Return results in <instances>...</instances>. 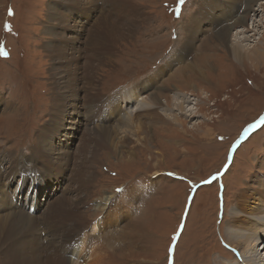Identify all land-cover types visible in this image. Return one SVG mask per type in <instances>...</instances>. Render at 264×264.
Listing matches in <instances>:
<instances>
[{
	"label": "rangeland",
	"instance_id": "rangeland-1",
	"mask_svg": "<svg viewBox=\"0 0 264 264\" xmlns=\"http://www.w3.org/2000/svg\"><path fill=\"white\" fill-rule=\"evenodd\" d=\"M124 1L120 7L113 0H0V48L8 53L0 54V101L9 104L0 103V186L9 187L0 190V217L10 213L20 185L37 176V186L41 183L50 195L33 215L27 213L38 218L39 237L51 234L48 225H58L57 212L69 210L72 199L77 204L74 222L88 229L103 218L101 238L126 264H227L238 258L225 232L229 213L243 191L264 189V126L244 135L264 117V65L253 66L247 56L234 59L221 42L219 35L232 15L229 0H184L183 5L179 0ZM241 1L236 14L247 3ZM133 7L138 22L133 33L108 41L106 22L117 24L120 32L128 25L120 26L121 17H115ZM106 10H113L111 18ZM260 13L257 39L246 42L249 46L257 41L264 46V11ZM196 16H201L198 38L186 49ZM96 24L101 30L92 36ZM175 57L161 79L153 85L147 81ZM191 64L202 74L184 68ZM67 70L74 76L69 84ZM56 81L61 82L57 90ZM136 86L133 96L146 100L155 94L167 102L170 114L144 118L151 129L149 145L133 146L134 138L125 135L116 150L96 128L114 123L111 101ZM57 94L63 100H55ZM178 97L194 115L174 109ZM135 103L122 101L121 106L136 112ZM54 104L66 115L51 127ZM72 119L76 127L68 122ZM61 122L66 128L56 131ZM48 125L55 137L48 142L53 155L43 159L36 154ZM71 131L77 135L67 134ZM32 172L36 176L28 177ZM127 206L129 217L121 214ZM77 232L73 224L70 234ZM129 232L133 236L127 240ZM59 234L67 237L63 228ZM23 236L19 242L25 244ZM14 249L1 236L0 264H12ZM51 249L42 248L44 253ZM21 251L25 255L26 247Z\"/></svg>",
	"mask_w": 264,
	"mask_h": 264
},
{
	"label": "bare ground",
	"instance_id": "bare-ground-1",
	"mask_svg": "<svg viewBox=\"0 0 264 264\" xmlns=\"http://www.w3.org/2000/svg\"><path fill=\"white\" fill-rule=\"evenodd\" d=\"M113 1L116 2V5H119L120 7L125 5L124 0H119L118 1L119 3L115 0ZM78 2L80 3L81 1H78ZM229 2L230 4H232L231 6L233 7V9L231 10L232 15L229 18V24L221 31V35H219L221 42L224 44L226 43L225 45H227L229 53L234 59L242 61V59H245V56H247L248 59L249 58L252 59L253 66H254V63L256 65L261 64L263 66L264 65V46H259L258 41H257V44H254L252 46L251 45L249 46L250 43L248 44L246 42L251 41V39H254L255 41L256 36L254 37V34L257 31V28H256L258 26L257 20H258L260 11H264V0H247V3L242 6L243 8L241 10L240 8L239 9L237 8L238 12L239 10L241 11V14L239 13L236 14V11H237L236 6L239 4L241 6L242 1L241 0H229ZM91 3H93V0L92 1L90 0V4ZM124 10L126 11H121L119 14H117L115 18L121 17L122 22L120 23L121 25L120 24L119 25L123 26V24L126 23L128 25L127 28L121 27V31L119 32L120 27L117 24L107 21L106 23H109L108 24L109 27L105 30V34H106L107 40L109 39L108 41L113 40V38H115L116 35L118 39L120 36L121 38L128 37L126 35L130 36V33H133L132 30H135L136 22H137V19H136L137 13H135V11L137 12V8L133 7V9L131 10L130 9H124ZM107 11L108 10H106L105 15H109L111 18L112 14L114 13L113 10H109V13H107ZM200 17L201 16H196L194 19L195 21L193 20L194 23L192 22L193 25L189 29V37H188L189 40L187 42V46H185L186 49L193 48L194 43L196 42L195 40H197L198 38L197 37L199 33L198 23L200 21ZM100 20L101 19H99L98 23H100ZM232 20H234V22H232ZM250 21H252V24H253L251 28L249 26V24L251 23ZM235 25L237 26V30L234 31L233 29L236 27ZM123 29H125V31ZM99 30H101V28H99V25L96 24L94 30L91 31L92 32L91 35L92 36L96 34L98 35V33L100 32ZM109 30L115 31L114 34L113 33L111 34ZM248 34H251V35L248 36ZM103 39L105 38L104 37L98 38V42L103 41ZM102 44L103 43H101V45ZM262 44L264 45V42ZM103 47L106 48L105 44ZM108 47L110 49L112 48L111 45H109ZM175 62H176V57L171 61V63L168 66L166 64V67L160 69L159 72L154 74L155 76L152 75L153 77H151V79L147 81H152V85L155 84V82L158 79H161V74L164 71H167ZM192 65L193 64L185 65L184 68H187L188 70L192 71V69L195 67ZM193 71L197 72L199 70L193 69ZM202 72L204 73V71ZM201 74L202 73L199 71V75ZM66 77L68 78L67 83L69 84V80L74 76H71V71L69 72L67 70L65 71V75H64V78ZM60 83L61 82L56 81V84H55L56 90L59 88L58 85ZM145 84H147V82ZM137 87L138 86L132 89H129V90L128 89L122 90L120 94H117L111 101V109H112L111 114H115V117L112 118L114 119V123L103 124L100 127L96 128V129H99L100 131V133L97 135L100 137H105L107 139V143H109L111 146H114L116 150L123 143V139L125 138V135L130 136V138L131 137L134 138L133 146H135L136 142L142 145L143 144L149 145V143L151 142V136L149 133L151 129L147 124L143 123L144 118L148 117L149 119H153L154 117H162V116H165L166 114L167 115L170 114L168 113L170 112V109L169 108L166 109L167 102L159 101V98L155 96V94H152L151 96H147L148 98L146 97L147 98L146 100L145 99L142 100L141 98H138L139 97L138 93L133 96V93L137 92L136 90ZM54 99L57 101L58 100L61 101L63 100V97L62 98L58 97V94H57V96H55ZM107 100L108 99H106V101ZM122 101L127 102V103H131V102L135 103L137 101L135 103L137 104L136 109H135L136 112L130 111V110L125 111L122 107L123 105L121 106ZM0 103L1 105L3 104L5 107L9 105L8 103L6 104V103H3L2 101H0ZM54 105H55V110L57 111L55 113V117L52 115L51 121L53 123L51 122V127L55 126L54 125L55 121L60 120V118H65V115H66L65 109H59L58 108L59 104H54ZM84 105H87V104H84ZM124 107L126 108V106ZM174 107H175L174 109H176L177 112H180L181 115H184V116L186 115L189 117L195 114L193 113L192 107L190 108L189 106L188 107L185 106L184 100L182 98H179L178 101L174 102ZM163 110H165V112L161 113ZM88 113H89V108L86 109V114ZM83 114L86 115L84 112ZM56 116L58 119L56 118ZM93 119L94 118L91 117V120ZM68 122H71V124L74 127L77 126L75 125L76 120L74 119H72L71 121L69 120ZM62 123L63 122H61V125L59 128L55 127L56 131H60V130L63 131L66 128L65 126H63ZM68 127L70 128L71 126H68ZM79 127H80L79 131H80L82 129V126L79 125ZM48 129H49V125L46 128L47 131L44 133L42 140L40 139V148L36 154V155L38 154L42 155L43 159L47 158V156L52 158V155H53L50 151L52 147L51 145H49L48 142L52 144L53 140H51L50 138L53 137L54 139L55 137L54 135H51L48 133ZM74 133L71 131V132H68L67 134L74 135ZM102 134L104 136H102ZM79 173L81 176L85 175V172L83 170H80ZM35 176L36 175L34 174V177ZM38 178L39 177L36 176L35 181H33L32 179L31 180L27 179L25 181L29 182V184H22V186L20 185V192H19V195L15 198V202H11L10 200L11 202L10 206H12L8 208V211L10 213L1 215L0 217V238L1 236H4V244H7L8 248L15 247L14 252L11 254L12 264H126L123 261L118 259V257L115 254V251L113 252L109 251L107 248L108 245H106L107 243H105L102 240L101 233L103 231V227H102L101 222H103L105 225V221H103V218H99L97 221L92 223V225H90L88 229H87V226H85L84 228H79L81 224L76 223L77 222L76 218H75L76 222H74L73 218L75 217V215H73L72 213H75L77 215V212L75 209H72V208L73 207L77 208V204L74 203L72 199H70L69 204L66 206V208L69 210H66V211L61 210L57 212L56 218L58 217L61 219L60 222L57 220L59 222L58 225H48L47 227V229L49 230L48 234L50 233L51 234L49 236L39 237L40 235L38 234L39 231L38 233L36 232L39 226L35 221L38 218L36 217V219L34 220V218H29L30 216L27 215V213L30 215H33L36 210H39L41 208L40 203H39L40 201L38 200V198L31 197L29 195V193L33 189L41 190V183L39 186H37V184L35 183L36 179ZM10 184L13 185V183H10ZM43 184L45 185L44 182ZM33 185H36V188H34ZM263 185H264V180H263ZM4 186L5 185L0 186V190H7L9 188L8 187L5 189H2ZM260 188L261 189H257V190L255 189L252 191H243L241 195L239 196V198L237 199L236 204L233 207V210L229 213L230 218L226 221L225 232H226L227 239L229 243L231 244L230 246H233L234 250L237 252V256L239 259L238 258L229 259L227 260V264H264V245H263L264 244V189L262 187ZM107 203L108 201L106 200L102 203L103 209L107 207ZM33 205L35 206L33 207ZM131 211L132 209L129 206H127L125 211H123V213L121 214L129 217L131 215ZM49 214L50 212H47L46 214L47 218ZM116 218L119 219L120 217L117 216ZM39 220H40V217H39ZM46 222L47 220L44 221L43 223L46 224ZM126 222L127 221H124L121 223L124 224ZM121 223L120 225H118L119 227L122 225ZM73 224L74 226H76V231H78L75 234V236H72L70 234L72 231ZM60 228L61 229L63 228L65 232L67 231V234L65 236L72 237V238L71 239L69 238L70 240H67L68 239L67 237L60 238L62 237V234H59ZM138 232H136V234H138ZM21 235H25L23 236V238H25L27 241L25 244H22L19 242ZM126 235H127L126 238L128 240L133 236V233L131 234L129 232ZM117 238L120 239L119 237ZM131 242L132 241H130V243ZM261 244L263 245L261 246L263 248L259 247ZM44 246H47V247L50 246L52 247V249L47 252L45 251L46 253H44L42 250ZM115 246H116L115 250L118 251L119 250L118 246L117 245ZM22 247H26L25 255L21 251ZM262 249H263V253H262ZM8 258H9V255L5 256L6 260Z\"/></svg>",
	"mask_w": 264,
	"mask_h": 264
},
{
	"label": "snow or ice",
	"instance_id": "snow-or-ice-1",
	"mask_svg": "<svg viewBox=\"0 0 264 264\" xmlns=\"http://www.w3.org/2000/svg\"><path fill=\"white\" fill-rule=\"evenodd\" d=\"M183 3H184V0H179V4L180 5H183ZM9 14L11 15L12 13L10 12ZM5 27L10 30V26L9 25H6ZM0 54H2L5 57H7V55H8V53L6 51H3L2 48H0ZM260 126H264V117H261L255 123L249 125L248 129H245L244 135L247 136L248 135V132L250 130L255 129L257 127H260ZM123 191H124L123 189H117V192H123Z\"/></svg>",
	"mask_w": 264,
	"mask_h": 264
}]
</instances>
